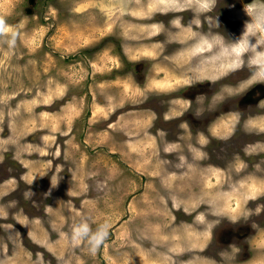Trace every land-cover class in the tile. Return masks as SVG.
I'll return each mask as SVG.
<instances>
[{
    "label": "rangeland",
    "instance_id": "1",
    "mask_svg": "<svg viewBox=\"0 0 264 264\" xmlns=\"http://www.w3.org/2000/svg\"><path fill=\"white\" fill-rule=\"evenodd\" d=\"M207 3L0 0V264H264V143L227 155L235 120L212 144L193 119L236 64L200 68ZM81 218L107 222L94 252Z\"/></svg>",
    "mask_w": 264,
    "mask_h": 264
},
{
    "label": "flooded vegetation",
    "instance_id": "2",
    "mask_svg": "<svg viewBox=\"0 0 264 264\" xmlns=\"http://www.w3.org/2000/svg\"><path fill=\"white\" fill-rule=\"evenodd\" d=\"M225 1L208 0L209 7L203 5L207 8L205 10H200L198 5H194L193 9H190L192 8L190 6L187 8L189 13L186 15L188 22L192 21L197 28L198 40L202 41L205 38L214 40L209 61L213 65V60H215L216 66L232 64V59L228 56L231 54L229 50L233 43L253 39L264 43L263 28L260 22L264 20V0H241V3L238 1L226 3ZM217 38L220 39L219 43L215 42L218 41ZM226 54H228L227 57ZM241 54L240 57H233L236 64L223 72L224 78H220L219 82L212 80H209L210 83L198 82L194 88L198 95L201 89L206 93L202 95L204 96L202 102L198 103L204 102L205 108L201 112L196 105L193 119L198 122L204 120L208 123V128L212 129V144L215 143L213 129L217 124L216 121L220 118L235 120V122L227 121L228 126L225 127H228V131L219 134L220 138L227 140L225 147L227 155H247L249 147L264 143V121L254 119V116L264 114V80L255 78L257 68L249 63L253 51L245 50ZM223 56L225 57L224 62L220 60ZM223 79L226 81H222ZM223 91L226 94H223ZM198 98L200 101L201 96ZM201 114L203 116H200ZM263 149L252 153L263 156Z\"/></svg>",
    "mask_w": 264,
    "mask_h": 264
},
{
    "label": "clouds",
    "instance_id": "3",
    "mask_svg": "<svg viewBox=\"0 0 264 264\" xmlns=\"http://www.w3.org/2000/svg\"><path fill=\"white\" fill-rule=\"evenodd\" d=\"M217 22L218 19L216 18ZM0 25H3V21H0ZM4 30V29H0ZM17 33L12 31L8 39V44L14 45L16 41ZM259 44V41L255 39L252 40L251 44L246 45L253 49V55L250 58L249 63L256 66L257 72L256 76L264 80V51H255L256 46ZM107 236V222L98 224L95 229H93L86 218H81L71 230L70 239L74 244H81L82 242L87 243L90 251L94 252L104 241Z\"/></svg>",
    "mask_w": 264,
    "mask_h": 264
},
{
    "label": "bare ground",
    "instance_id": "4",
    "mask_svg": "<svg viewBox=\"0 0 264 264\" xmlns=\"http://www.w3.org/2000/svg\"><path fill=\"white\" fill-rule=\"evenodd\" d=\"M260 22H261V26H262V28H263V34H264V20H260ZM199 41H201V40H198V41H195V44H193V46H198V47H201L202 46V44H203V47H205V46H207V44L206 43H211V46H210V48H208V49H211L212 48V43L214 42V40H212V39H208V38H205V39H203L202 40V42L201 43H198ZM206 42V43H205ZM252 43V41H248V40H245V43H243V44H239L238 46L237 45H232L231 47H230V49L231 50H229V51H231V54L229 55V57L233 60V57L235 56V57H240L242 54H241V52L242 51H245V50H252L253 51V49L251 48L250 49V47H246V45H248V44H251ZM193 48V47H192ZM198 49V48H197ZM259 50H264V43H260L259 42V44L256 46V48H255V51H259ZM221 59L220 60H222L223 62H224V56L223 57H220ZM213 60V59H212ZM209 61V59H207L205 62H208ZM204 62V61H203ZM213 62L215 63L216 61L215 60H213ZM213 63V65H212V63H210V67H200L201 68V70L203 69V71H206V74H208L207 75V77L208 78H214V77H216L217 75H218V70H220V69H218L217 70V68H216V65ZM227 66L229 65V64H226ZM225 65V66H226ZM223 66V65H222ZM224 66V67H225ZM198 74V73H197ZM201 76V75H200ZM202 77V76H201ZM208 83H209V81H208ZM255 183V182H254ZM254 186V185H253ZM249 192V191H248ZM216 202V201H215Z\"/></svg>",
    "mask_w": 264,
    "mask_h": 264
}]
</instances>
